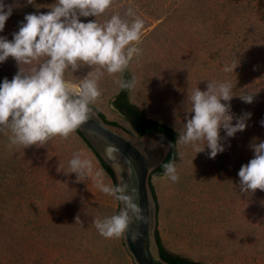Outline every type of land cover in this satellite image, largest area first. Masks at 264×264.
Masks as SVG:
<instances>
[{
	"label": "rangeland",
	"instance_id": "1",
	"mask_svg": "<svg viewBox=\"0 0 264 264\" xmlns=\"http://www.w3.org/2000/svg\"><path fill=\"white\" fill-rule=\"evenodd\" d=\"M4 2L18 5L0 32L11 41L27 14L47 13L56 0ZM129 6L145 21L138 45L142 54L128 70L138 80L129 101L146 117L174 130L181 127L188 88L206 91L208 80L231 83L234 117L251 113L246 130L234 138L221 130L226 150L215 159L207 148L197 154L178 146L185 154L176 160L179 181L153 176L163 246L205 264H264V191L241 193L238 176L254 157L253 139L264 141V0H115L98 20L115 13L129 19L124 15ZM95 19L81 17V22ZM234 63L235 71H224ZM90 70L69 71L66 77L78 83ZM18 71L10 57L0 64V79L11 81ZM114 80L105 73L99 82L102 95L93 106L136 134L115 106L120 88ZM246 92L257 93L253 103L239 98ZM77 152L102 170L106 184L114 185L76 132L44 147L11 150L0 133V264H134L123 236L106 239L93 224L94 218L117 213L119 201L101 192L94 180L76 183L75 173L62 172ZM59 163L63 168L58 172ZM78 215L81 223L75 224Z\"/></svg>",
	"mask_w": 264,
	"mask_h": 264
},
{
	"label": "clouds",
	"instance_id": "2",
	"mask_svg": "<svg viewBox=\"0 0 264 264\" xmlns=\"http://www.w3.org/2000/svg\"><path fill=\"white\" fill-rule=\"evenodd\" d=\"M27 4H34V0H27ZM114 4L115 0H56L47 6L50 8L47 13L27 14L11 41L0 36V64L11 57L19 66L11 81L5 78L0 84V133L7 136L9 150L14 146L44 147L56 137L72 136L94 117L92 105L102 95L99 82L105 73L115 77L114 82L121 90L136 88L135 75L131 79L121 77L142 54L138 45L142 42L145 21L129 6L124 14L129 19L115 13L100 22L98 18ZM17 6L0 0V32ZM81 17L96 19L84 23ZM22 66H28V70ZM84 67L91 70L79 77L78 83L66 77L69 71L74 75ZM236 68L234 63L225 66L224 71ZM188 89L184 122L181 127H175L178 133L175 144L190 147L197 154L207 148L209 158L215 159L226 150L221 130L228 138H234L246 130L251 113L234 117L230 101L236 95L230 82L208 80L206 91L191 86ZM256 94L246 92L239 98L251 104ZM250 148L254 157L238 172L239 191L245 195L264 191V141L257 142L254 138ZM114 152L113 147L106 149L110 158H114ZM178 155L183 160L185 154ZM176 165L175 160L163 162V175L159 178L177 183L180 177ZM62 168L59 163L57 171ZM62 172L75 173L76 183L94 180L101 192L121 203L118 213L94 218L93 224L102 237L119 239L130 234L131 239L137 238L138 234L130 232V228L135 220H143V216L134 189L124 183L106 184L102 170H95L93 161L80 152L73 154L68 170ZM75 220V224L81 223L79 215Z\"/></svg>",
	"mask_w": 264,
	"mask_h": 264
},
{
	"label": "water",
	"instance_id": "3",
	"mask_svg": "<svg viewBox=\"0 0 264 264\" xmlns=\"http://www.w3.org/2000/svg\"><path fill=\"white\" fill-rule=\"evenodd\" d=\"M93 111L94 117L78 130L114 171L116 185L124 183L135 190L136 202L142 210L143 220H135L130 228V232L138 234L137 238L131 239L130 234L123 236L127 253L134 264H172L160 253L157 240L159 208L152 189L154 171L172 151L171 137L155 131L139 136L108 123L97 110ZM109 147L116 149L112 154L114 158L106 153ZM121 207L119 202L118 212Z\"/></svg>",
	"mask_w": 264,
	"mask_h": 264
},
{
	"label": "trees",
	"instance_id": "4",
	"mask_svg": "<svg viewBox=\"0 0 264 264\" xmlns=\"http://www.w3.org/2000/svg\"><path fill=\"white\" fill-rule=\"evenodd\" d=\"M122 75L124 76L123 79H131L132 78L128 71H126ZM2 82H3V79H0V83H2ZM129 92L130 91L120 89V91L117 95L116 101H115L116 108L118 110H120V112H122L124 116L127 117L128 121L130 122V124H131L134 132L136 133V135L144 136V135L151 134V132L155 131V132H163V133L167 134L168 136H170L171 140H172L173 148H172V151L170 152V154L168 155V157L166 158L165 162H169L172 160L176 161L178 159V156H179L178 155L179 147H178V145L175 144L176 141L178 140V133L174 129H172L171 127H168V126H166V125H164V124H162V123H160L154 119L146 117L142 110H140L138 107H136L135 105H133L129 101ZM92 108L97 110L99 112V114L108 123L120 126V124L115 122V121H109L105 117V115L95 106L92 105ZM76 133L78 134L80 139L86 143L89 150L92 153H94V155L99 160V163L102 166V168L104 169V171L112 179L114 185H116L114 171L99 157V155L96 153V151L90 145V143L84 138V136L80 133V131L77 130ZM162 175H163V169L160 166L156 171H154L153 176L161 177ZM152 189H153L156 201L158 202V208H159L160 205H159V201H158L156 191H155V187L153 184H152ZM117 213H118V210H117ZM157 240L159 243L161 256L165 261L172 263V264H205L202 262H195V261H192L190 259H186V258H183V257L169 253L162 244V240H161V237L159 235L158 229H157Z\"/></svg>",
	"mask_w": 264,
	"mask_h": 264
}]
</instances>
